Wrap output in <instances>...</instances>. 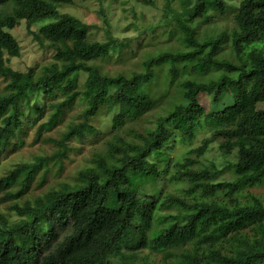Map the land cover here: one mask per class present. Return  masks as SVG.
Listing matches in <instances>:
<instances>
[{
	"label": "trees",
	"instance_id": "trees-1",
	"mask_svg": "<svg viewBox=\"0 0 264 264\" xmlns=\"http://www.w3.org/2000/svg\"><path fill=\"white\" fill-rule=\"evenodd\" d=\"M69 1L0 0V81L6 83L0 92V159L25 148L32 130L34 144L38 143L44 132L61 124L78 101L85 104L79 122L70 123L62 132L55 154L40 157L34 163H19L0 177V201H15L24 195L38 173L49 169L51 161L62 167L69 142H86L96 139L101 131L104 133L95 126L101 112L106 114L105 118L111 116L106 123L110 134L105 135L111 139L106 154L94 157V166L80 171L74 184H62L33 202L13 206L19 219L10 226L31 236L32 245L23 249L14 236L3 240L0 264H64V254L71 243L90 237L102 207L95 208L90 221L48 257H42L48 247L46 235L36 232L38 218L65 224L68 214L64 204L68 199L75 208L79 199L91 191L104 195L107 189L125 201L123 215L107 230L97 248L75 264H93L97 260L101 264H138L141 249L168 252L188 242L205 246L204 255L186 253L175 264H264V226L256 241L244 239L240 249L231 254L222 250V245L229 243L244 226L264 222V203L256 197H252L250 204L215 199L220 193L232 196L264 181V110L243 117L247 97L241 93L229 96L223 107H217L221 110L220 123L210 138L225 155L235 154L233 182H217L218 171L204 172L197 167V159L208 143L189 150L179 160L171 154L177 143L187 144L195 138L206 112L201 94L211 96L219 105L226 92L240 90L242 82L264 85V50L258 48L264 46V0H236L238 7L232 18L225 21L230 26L220 29L216 36L199 34L182 23L188 50L161 53L146 63L145 71L131 77L104 74L94 64L110 56V45L92 40L88 27L77 18L59 14V7ZM192 8L193 19L206 18L207 22H211L207 16L214 8L226 13L223 0H194ZM49 19L55 22L41 27L38 39L40 46L47 45L44 50L53 52V61L39 71L31 67L22 73L12 68L9 60L20 56L21 47L11 31L22 21L32 27ZM163 65H168L170 85L179 92L181 100L158 118L153 129L138 131L128 140L124 137L126 123L139 122L154 108V68ZM180 65L200 75L214 69L224 73L209 82L190 78L175 86ZM233 71H238L237 77L228 75ZM77 76L86 78L84 86H77ZM44 109L50 113V123L39 120L45 115ZM161 157L165 165L158 162ZM169 183L187 184L186 196L165 193L163 189L154 191ZM146 185L154 189H146ZM13 188L20 191L13 193ZM182 219L185 222L180 224ZM3 222L10 224L4 218ZM160 222L168 223L166 229H159ZM126 227L137 233V243L124 241ZM51 236L56 238L57 233Z\"/></svg>",
	"mask_w": 264,
	"mask_h": 264
},
{
	"label": "rangeland",
	"instance_id": "rangeland-1",
	"mask_svg": "<svg viewBox=\"0 0 264 264\" xmlns=\"http://www.w3.org/2000/svg\"><path fill=\"white\" fill-rule=\"evenodd\" d=\"M223 2L226 6V15L221 14L217 8H214L207 16L211 22H207L206 18L193 19L195 16L192 8L194 0H70L69 3L60 6L58 11L62 16L75 17L84 23L88 27L92 40L109 43L110 56L94 63L102 73L113 77L118 75L131 77L134 73L145 71L146 63L161 53L175 54L188 50L183 24L199 34L208 33V36H216L220 29L230 26L225 21L232 18L234 10L238 7V2L236 0H223ZM52 22L55 21L49 19L29 27L25 21H22L17 28L11 31L21 47L20 56L9 60L12 68L22 73L28 72L31 67H36V70L39 71L38 69L49 65L53 61V52L44 50L47 45L40 46L42 44L38 39L40 28ZM172 31L174 32L172 33ZM258 48L264 50L263 45H258ZM225 57H230V55ZM167 68L168 65L154 68L156 75L151 90L155 101L154 108L148 111L139 122L129 121L126 123L124 129L126 139H133L138 131L145 132L153 129L158 118L164 112L170 110L175 101L181 100L179 92L170 85V75ZM178 70L179 74L175 86L190 78H195L199 82H209L218 79L224 73L222 69H214L208 74L200 75L190 68H184L182 65L179 66ZM237 74L238 71L228 72L231 77H237ZM75 82L77 86L79 85L78 87L84 86L86 78L77 76ZM5 86L6 83L0 81V92ZM263 87L264 85L259 86L251 82H242L240 90H227L228 92H226L219 105L213 102L211 96L201 94L200 101L206 112L201 124L196 129L195 138L187 144L177 143L171 152L172 157L179 160L189 150L198 149L208 143V148L197 159L199 162L197 167L204 172L218 171L217 182H233L236 179L234 166L232 165L236 161L235 154L225 155L219 149L218 144L212 142L210 138L213 129L220 123L221 110L218 111L217 107H223V102H226L229 96L241 93L247 97V106L242 115L243 117L263 111ZM84 106L85 104L82 101H78L74 108L67 112L61 124L54 125L55 127L52 130L44 132L43 138L36 144H34L35 130H32L26 140L25 148L0 159V177L5 176L19 163H34L40 157H51L55 154L59 149L56 142L60 140L62 132L70 123L79 122ZM46 109H49L48 106ZM44 113L43 118L39 120L50 123V113L45 109ZM104 116L106 114L101 112L95 124L100 131L103 129L104 133L101 131L96 139L91 138L86 142L76 140L69 142L67 157L63 159L62 167L51 161L49 169L44 168L38 173L35 181L25 191L24 195L18 197L15 201H0V244L3 240L14 236L23 249H28L32 245L31 236H28L25 231H16L10 226L19 219L12 210L13 206L16 204L23 206L26 202H33L37 197L44 196L49 191L59 188L62 184H74L80 171L94 166V157L98 155L103 157L106 154L107 143L111 139V136H105L110 134L106 123L110 121L111 116L110 119ZM158 162L165 165L162 157ZM143 187L145 189V184ZM187 188V184L169 183L164 187H158L154 191L157 192L163 189L165 193L171 191L186 196L185 190ZM146 189L152 191L154 187L146 185ZM19 191V188H13L12 190L13 193ZM187 196L191 197L190 195ZM252 197H256L264 203V181L254 186L245 187L232 196H225L220 193V195L215 196V199L227 203L236 200L239 203L250 204ZM68 201L64 204V210L68 214L67 223L61 224L54 219L39 217L36 232L40 236L46 235L48 249L42 252V257H48L54 253L60 244L79 232L83 225L90 221L94 209L101 206L102 210L98 213V224L93 228L90 237L81 239L79 243L73 241L70 250L64 254V264H75L77 260L84 258L93 249L97 248L107 230L113 227L122 217L125 201L114 196L108 189L105 190L104 195L97 190L91 191L83 199H79L76 209L70 204L71 199H68ZM3 218L10 221V224L4 225ZM183 222L185 220L182 219L180 224ZM167 224V222H160L158 227L159 229H166L164 227ZM263 226L264 222L262 221L244 226L241 232L234 234V238L229 243L222 245V250L227 254H231L240 249L241 241L244 239L251 242L256 241L260 237ZM44 231L46 233H42ZM53 233H57L56 238H52ZM124 241L127 243L138 242V235L132 227L125 228ZM191 252L204 255L205 246L202 248L195 242H188L168 252L157 253H152L148 248H144L139 251L137 263L175 264L179 256ZM167 253L170 255H167ZM93 264L101 263L97 260Z\"/></svg>",
	"mask_w": 264,
	"mask_h": 264
}]
</instances>
